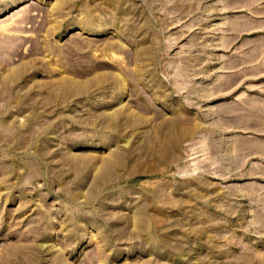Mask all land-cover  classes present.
<instances>
[{
  "label": "rangeland",
  "instance_id": "rangeland-1",
  "mask_svg": "<svg viewBox=\"0 0 264 264\" xmlns=\"http://www.w3.org/2000/svg\"><path fill=\"white\" fill-rule=\"evenodd\" d=\"M15 1L0 264H264V0Z\"/></svg>",
  "mask_w": 264,
  "mask_h": 264
},
{
  "label": "bare ground",
  "instance_id": "bare-ground-1",
  "mask_svg": "<svg viewBox=\"0 0 264 264\" xmlns=\"http://www.w3.org/2000/svg\"><path fill=\"white\" fill-rule=\"evenodd\" d=\"M13 1V3L14 2H16L15 0H12ZM57 1V0H56ZM19 2V1H18ZM59 3L57 2L56 3V5H58ZM61 5V4H60ZM31 7V6H30ZM32 8V7H31ZM34 8V7H33ZM30 10V9H29ZM38 10V9H37ZM26 11V10H25ZM32 14H30V16H31ZM27 17H30V16H28V15H26ZM27 17H25V18H27ZM22 18V17H21ZM29 20H30V18H29ZM83 24L84 25H87L88 27H90V30H92V31H96V32H99L100 30H102V27L103 26H98V27H96V25H94L93 24V22H92V20L90 21L89 19H88V21H85V22H83ZM14 42H15V40H14ZM15 44V43H14ZM242 46V45H241ZM218 47V46H217ZM13 70V69H12ZM25 71V69L23 68V69H21V68H19V69H17L16 68V70L14 69L13 71H9L10 73L8 74V75H6V78L4 79V81L2 80V82L0 83V99L1 100H6V99H8V96H9V94L12 92V88L14 87V85L17 83V82H19L22 78H23V76H22V74H23V72ZM119 77V76H118ZM56 85H58V86H56V87H54L53 88V91H52V94H56V95H65V94H67L69 91H70V89H72L75 85H77L73 80H67V81H65L64 80V82L63 83H61V84H56ZM217 90V89H216ZM13 93V92H12ZM59 93H62V94H59ZM10 98V97H9ZM262 99V98H261ZM262 101H264V100H262ZM261 102V101H260ZM260 102H259V104H260ZM262 103V102H261ZM258 104V105H259ZM260 108V115L261 116H264V102L259 106ZM113 117H117L118 116V113H114L113 115H112ZM177 140V139H176ZM177 143V142H176Z\"/></svg>",
  "mask_w": 264,
  "mask_h": 264
},
{
  "label": "crops",
  "instance_id": "crops-1",
  "mask_svg": "<svg viewBox=\"0 0 264 264\" xmlns=\"http://www.w3.org/2000/svg\"><path fill=\"white\" fill-rule=\"evenodd\" d=\"M250 16H251V15H250ZM250 16H249V17H250Z\"/></svg>",
  "mask_w": 264,
  "mask_h": 264
}]
</instances>
